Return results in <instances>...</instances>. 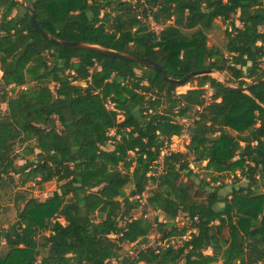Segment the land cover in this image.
<instances>
[{"label":"trees","instance_id":"1","mask_svg":"<svg viewBox=\"0 0 264 264\" xmlns=\"http://www.w3.org/2000/svg\"><path fill=\"white\" fill-rule=\"evenodd\" d=\"M29 1L52 37L149 59L174 80L209 70L237 87L264 78V0ZM0 4V199L16 176L22 187L58 183L44 202L17 198L15 223L0 227V249L8 248L0 264H264V82L245 94L202 76L178 94L149 67L47 41L19 1ZM216 21L231 24L224 50L207 46ZM189 118L187 128L179 122ZM184 130L187 153L166 156L162 173L149 176ZM189 156L207 162L215 182L239 170L246 185L197 200ZM149 181L145 206L165 223L133 215ZM155 231L165 242L158 248L147 245ZM136 243L146 247L121 260L123 245Z\"/></svg>","mask_w":264,"mask_h":264},{"label":"rangeland","instance_id":"2","mask_svg":"<svg viewBox=\"0 0 264 264\" xmlns=\"http://www.w3.org/2000/svg\"><path fill=\"white\" fill-rule=\"evenodd\" d=\"M130 1L132 4H135L136 2V0H130ZM2 6L3 4H0V11L2 10ZM21 13L24 12L21 11ZM236 24L240 26L238 22H236ZM151 27L157 32L160 31L161 29V27L154 25H151ZM227 29L229 30L231 29V24L229 22L224 23L222 21H216L211 28L205 31V35L207 37V46L210 48L216 46L224 50L227 42V37H226ZM263 65H264V61H263ZM224 74L229 78L228 74L226 73ZM197 79L198 78L191 80L190 82L187 83V85L178 87L176 92L178 94H184L189 90L196 88L198 83ZM250 82L251 80H247V83ZM205 96L207 100H210V95L205 94ZM109 107L113 109L112 105H110ZM6 110H7V105L3 104L0 98V114L5 113ZM179 122L184 124V126L187 128L193 123V119L192 118L182 119L179 120ZM111 135H114V132H112ZM189 142L190 140L186 130H184L183 135L175 136L169 142H167L165 147L161 151L160 158L156 162H154V165L156 166L154 167V170L150 173L149 176L151 175L156 176L162 173L163 161L166 156L172 153H184V154L187 153V146L189 145ZM105 149L108 151H112L114 149L113 144L112 143L108 144V146ZM17 153H22L21 156L23 157L25 155L24 146L21 148L17 146ZM133 157L134 154H131L130 158ZM28 158L31 159V157ZM188 160L190 162V168L194 172V177L192 178L190 184L191 185L193 184L194 191L197 192L195 193V195L202 194L201 195L202 197L197 198V200L199 201L205 200L212 189L218 188L219 195L223 199L225 197L231 196L233 188L238 189L240 186L246 185V182L240 178L239 170L219 176V180L215 182L213 179L218 176L206 169L207 162L197 163L194 161V158L191 156H189ZM17 163L22 165L24 161L19 159L17 160ZM15 179H16V185L7 186L5 190L2 192L3 197L0 199V227L2 229H7L10 225L15 223L17 218V208L15 204L18 197L22 196L25 197L26 200L36 199L40 202H44L49 197L53 196L55 193L58 192V183L56 181L46 183L43 186L36 185L35 183H29L26 186L22 187L19 183L18 180L19 178L16 176ZM182 181L187 182V177L184 176L182 178ZM202 181L208 184V187H205L204 191L201 187ZM133 189L134 186L132 184H129L125 189L126 194L129 195ZM154 189H155V185L152 183V181H149L146 192L143 194V196L134 198V199H139V201L141 202V206L133 211V215L136 218H140L143 216L150 221H153L157 217L160 222L165 223L166 218L163 213L152 211L145 206L147 197L151 194V192ZM22 205L23 203H21L20 206L22 207ZM61 222H63V220H61ZM175 223L178 227L186 228L188 230L190 229L191 226V223L185 214H180L179 217L176 219ZM192 232L194 231L189 230L185 236V239H189L190 234ZM46 235L47 234H44V236ZM161 238H162L161 234L155 231L149 236L147 240L148 242L147 245L153 248H158L160 246L165 245V242H162ZM176 242H178V239L172 240V243H176ZM177 244L181 245V242L179 241ZM145 247L146 244H140V243L123 245V250L121 251V260L123 259V257H125V255H136V253L139 250ZM0 252L4 255L8 252V248L6 246H2ZM211 253H212L211 250L206 251V254H211Z\"/></svg>","mask_w":264,"mask_h":264},{"label":"water","instance_id":"3","mask_svg":"<svg viewBox=\"0 0 264 264\" xmlns=\"http://www.w3.org/2000/svg\"><path fill=\"white\" fill-rule=\"evenodd\" d=\"M17 1H19L25 7V9H27V11L30 15L31 26L34 29H36L47 41H49L53 44H56L60 47H63V48L82 49V50H86V51H89V52H92V53H95L98 55L107 56V57H111V58H117V59H120V60H123L126 62L135 63V64H138L141 66L149 67V68L155 70L156 72H158L166 82L173 84V85H176L178 87L187 85L188 82H190L191 80L196 79L198 77L209 76V77L215 78L219 82L226 85V87L228 89H230L231 91H235L237 93L249 94L250 90L255 85L264 82V78H258V79L251 81L249 83V85H247L245 87H237L232 83L230 78H228L223 72H220L217 70L195 72V73L188 75L187 77H185L181 80H174V79L167 77V75L164 73L160 64L155 63L154 61H151L149 59L139 58V57H136L133 55L120 53V52L114 51L112 49H109V48H106V47H103V46H100L97 44H93V43H87V42L70 43V42L61 41L59 39L52 37L51 35L44 32L39 27L38 22L36 20V12H35V8H34L33 4L29 0H17ZM218 78H220V79H218Z\"/></svg>","mask_w":264,"mask_h":264},{"label":"built area","instance_id":"4","mask_svg":"<svg viewBox=\"0 0 264 264\" xmlns=\"http://www.w3.org/2000/svg\"><path fill=\"white\" fill-rule=\"evenodd\" d=\"M0 74L2 75V73L0 72ZM0 75V76H1ZM207 94L210 95V97L212 96L213 94V89L209 87V90H208V87H207Z\"/></svg>","mask_w":264,"mask_h":264},{"label":"crops","instance_id":"5","mask_svg":"<svg viewBox=\"0 0 264 264\" xmlns=\"http://www.w3.org/2000/svg\"><path fill=\"white\" fill-rule=\"evenodd\" d=\"M98 68V67H97ZM98 70H99V68H98Z\"/></svg>","mask_w":264,"mask_h":264}]
</instances>
